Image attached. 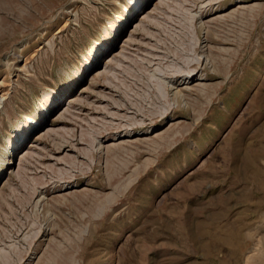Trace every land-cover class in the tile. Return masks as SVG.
Here are the masks:
<instances>
[{
	"label": "rangeland",
	"instance_id": "1",
	"mask_svg": "<svg viewBox=\"0 0 264 264\" xmlns=\"http://www.w3.org/2000/svg\"><path fill=\"white\" fill-rule=\"evenodd\" d=\"M3 94L0 264H264V0H0Z\"/></svg>",
	"mask_w": 264,
	"mask_h": 264
},
{
	"label": "bare ground",
	"instance_id": "2",
	"mask_svg": "<svg viewBox=\"0 0 264 264\" xmlns=\"http://www.w3.org/2000/svg\"><path fill=\"white\" fill-rule=\"evenodd\" d=\"M143 14V13H142ZM141 14V15H142ZM145 15V14H144ZM143 18H144V16H143ZM141 23H142V20H140V22H138V21H136V22H134L133 23V25H134V28H133V26L132 27H130L129 29L131 30V34H130V39H132L131 37H132V35L134 34V33H136L138 30H139V28L141 27ZM127 40V39H126ZM115 54V53H114ZM112 60V59H111ZM113 61V60H112ZM110 62V61H109ZM202 78V77H201ZM3 97H4V94L3 95H1V98H0V100L1 99H3ZM68 100L69 101H71V97L70 98H68ZM74 100V99H73ZM65 107V106H64ZM66 108H68V107H66ZM64 109V108H63ZM27 128H29L28 126H27ZM50 129V128H49ZM46 130V129H45ZM48 131V130H47ZM38 134V133H37ZM37 134H35V135H37ZM41 134V133H40ZM34 141H35V139H34ZM18 146V143L17 144H13V147H17ZM30 146H33V144H31L30 143Z\"/></svg>",
	"mask_w": 264,
	"mask_h": 264
}]
</instances>
